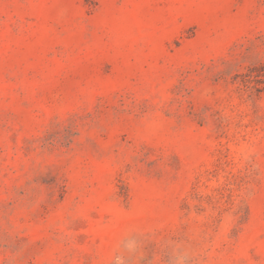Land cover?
<instances>
[{
    "label": "rangeland",
    "instance_id": "obj_1",
    "mask_svg": "<svg viewBox=\"0 0 264 264\" xmlns=\"http://www.w3.org/2000/svg\"><path fill=\"white\" fill-rule=\"evenodd\" d=\"M0 264H264V0H0Z\"/></svg>",
    "mask_w": 264,
    "mask_h": 264
}]
</instances>
